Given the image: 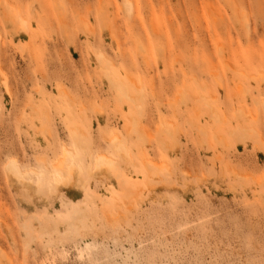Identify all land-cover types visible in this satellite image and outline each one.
<instances>
[{
    "label": "rangeland",
    "instance_id": "374dc122",
    "mask_svg": "<svg viewBox=\"0 0 264 264\" xmlns=\"http://www.w3.org/2000/svg\"><path fill=\"white\" fill-rule=\"evenodd\" d=\"M0 264H264V0H0Z\"/></svg>",
    "mask_w": 264,
    "mask_h": 264
},
{
    "label": "bare ground",
    "instance_id": "6f19581e",
    "mask_svg": "<svg viewBox=\"0 0 264 264\" xmlns=\"http://www.w3.org/2000/svg\"><path fill=\"white\" fill-rule=\"evenodd\" d=\"M66 152H69L70 154L73 155V153L69 149H65V153ZM95 161H96V166H99V167L103 166V164L105 163H111V159H108L103 154H98L95 158ZM8 165H10V170L12 171L14 175H16L17 177L19 175H22L18 165L14 161H9Z\"/></svg>",
    "mask_w": 264,
    "mask_h": 264
}]
</instances>
